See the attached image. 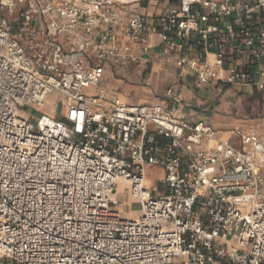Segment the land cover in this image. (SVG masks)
Masks as SVG:
<instances>
[{
  "label": "built area",
  "instance_id": "obj_1",
  "mask_svg": "<svg viewBox=\"0 0 264 264\" xmlns=\"http://www.w3.org/2000/svg\"><path fill=\"white\" fill-rule=\"evenodd\" d=\"M157 49L210 108L264 92V0H0V264H264V131L192 122L173 87L178 108L104 85ZM54 95L34 127L20 107Z\"/></svg>",
  "mask_w": 264,
  "mask_h": 264
},
{
  "label": "crops",
  "instance_id": "obj_2",
  "mask_svg": "<svg viewBox=\"0 0 264 264\" xmlns=\"http://www.w3.org/2000/svg\"><path fill=\"white\" fill-rule=\"evenodd\" d=\"M144 5L145 9L143 13L147 15L149 18H153L155 15L162 14L164 12L163 7L156 8L153 6V3L150 5L146 3ZM161 59L158 56V49L156 51H151L147 55H141V60L132 64L127 71V73L123 75H119L111 69H107L106 79H105V87L109 92H113L117 94L122 100L127 103H161L167 108H178L179 105L175 104L172 100L166 99L163 97L164 92L169 87H173L175 93L181 94V98L183 103L192 106L193 108L190 111L184 110L186 114L192 115L189 116V120L192 122L198 120H204L211 124V120L217 116L215 125H212L215 129L220 131H229L228 129H234L240 127L242 129H251L257 128L261 131H264V101L261 103V110L259 111L261 114L251 116L248 118H238L237 116L229 115L233 110L240 111L238 106L230 105L231 102H226L225 100L221 101L218 107H216V111L211 110V99H214L213 95L206 96L205 98L197 96L195 93V89L193 84L188 78H185L181 75V71L176 68L174 65H163L160 64ZM163 72V77L168 79V83L163 86L160 91H154L152 89V75H156L158 77L159 73ZM160 76V77H162ZM125 86H135V88H139L146 92V94H153L155 96L153 101H148L143 99L138 102H131L130 95L131 93H124L123 88ZM249 90L257 92L252 88H241L238 91L233 92L228 89L226 91L225 97H231L233 100L243 99L247 96H252V94H248ZM145 94V95H146ZM188 94L192 95L191 100H187ZM263 100H264V92ZM250 104V103H249Z\"/></svg>",
  "mask_w": 264,
  "mask_h": 264
},
{
  "label": "rangeland",
  "instance_id": "obj_3",
  "mask_svg": "<svg viewBox=\"0 0 264 264\" xmlns=\"http://www.w3.org/2000/svg\"><path fill=\"white\" fill-rule=\"evenodd\" d=\"M163 72L160 71L158 77H156V75H152L151 80H152V89L154 91H160L164 85H166L168 83V79H166L165 77L162 76ZM162 76V77H160ZM105 84V83H104ZM123 88V92L124 93H131L130 95V100L131 102H138L141 101L143 99H146L148 101H153L155 96L153 94H146L145 91L140 90L139 88H135V86H125L122 87ZM196 95L202 98H205L206 96H208V92L207 90H197L195 91ZM252 94V96H247L243 99H237V100H233L231 99V97H222L220 100V102H218V104L215 107H212L211 110L212 111H216V107L219 106V104L221 103V101L225 100L226 102H231L230 105H234V106H238L240 111H236L233 110V112H230L229 115H233L237 116L238 118L242 119V118H248L251 117L252 115H259L261 114L259 111L261 110V103L263 100V94L262 92L257 91L255 93V91L253 90H249L248 94ZM146 94V95H145ZM188 98H186L187 100H191L192 95L188 94L187 96ZM60 100V96L59 95H54L50 97L49 103L47 108L45 109V111H43L42 113H38L36 110L28 107V106H21L20 109L24 115V117L26 119H28L30 122H32L33 126H36V120L34 118L40 117L41 114H46V115H51V116H55L57 110L62 112V107L59 103ZM250 103V104H249ZM216 119L217 116H215V118H213L210 122L212 125H215L216 123ZM231 130V129H228ZM225 139L228 136H224ZM163 175V170L160 168H150L148 169V176L149 179L152 182L151 188L155 189L157 188V182L160 181V177ZM120 191V190H119ZM118 199L120 200V205L116 208L118 211H120L121 213H123V216L126 218H135L137 216H139L140 214V210H141V205L139 203H136L133 199L129 198V196L125 193L121 194L118 196Z\"/></svg>",
  "mask_w": 264,
  "mask_h": 264
},
{
  "label": "bare ground",
  "instance_id": "obj_4",
  "mask_svg": "<svg viewBox=\"0 0 264 264\" xmlns=\"http://www.w3.org/2000/svg\"><path fill=\"white\" fill-rule=\"evenodd\" d=\"M147 184L149 185L150 184V182L149 181H147ZM119 190H120V192H124V190H123V184H122V182H120L119 183ZM134 218V217H133Z\"/></svg>",
  "mask_w": 264,
  "mask_h": 264
}]
</instances>
